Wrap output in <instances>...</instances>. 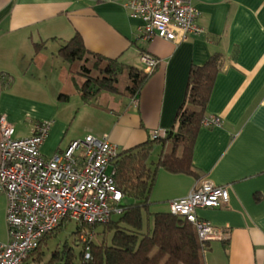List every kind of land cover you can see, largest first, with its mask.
I'll return each instance as SVG.
<instances>
[{
    "label": "crops",
    "instance_id": "1",
    "mask_svg": "<svg viewBox=\"0 0 264 264\" xmlns=\"http://www.w3.org/2000/svg\"><path fill=\"white\" fill-rule=\"evenodd\" d=\"M126 1L0 0V74L12 80L0 84V116L13 125L15 139L30 138L37 124L48 123L45 158L86 136H107L120 154L147 142L153 131L164 137L175 125L191 66L220 56L205 117H218L221 125L197 134V177L157 171L149 211L168 212V202L202 181L226 186L227 204L196 212L219 233L207 245L204 264H264V0H191L203 34L181 43L141 40L142 22L129 15ZM75 35L87 51L145 74L142 52L159 64L136 96L125 91L122 76L117 94L100 93L85 104L76 87L83 80L57 55ZM61 103L83 104L76 132ZM157 145L159 155L172 148ZM5 210L0 193V243L7 241Z\"/></svg>",
    "mask_w": 264,
    "mask_h": 264
},
{
    "label": "built area",
    "instance_id": "2",
    "mask_svg": "<svg viewBox=\"0 0 264 264\" xmlns=\"http://www.w3.org/2000/svg\"><path fill=\"white\" fill-rule=\"evenodd\" d=\"M124 8L141 20L138 32L143 41L160 38L181 43L203 34L191 0H127ZM140 59L147 74L159 64L145 52ZM220 125L221 119L214 116L205 117L202 123L204 128ZM49 129L48 123L37 124L30 138L15 139L13 125L0 116V193L6 198L7 233V241L0 243V264H22L62 221L104 224L122 212L123 196L109 171L119 154L117 147L107 136H86L45 158L41 146ZM161 135V131H153L150 140ZM228 201V187L202 181L167 207L170 215L184 218L194 227L204 245L218 239L219 233L196 212L221 208ZM90 258L86 247L83 264Z\"/></svg>",
    "mask_w": 264,
    "mask_h": 264
},
{
    "label": "trees",
    "instance_id": "3",
    "mask_svg": "<svg viewBox=\"0 0 264 264\" xmlns=\"http://www.w3.org/2000/svg\"><path fill=\"white\" fill-rule=\"evenodd\" d=\"M42 48L43 44L35 46L37 52ZM57 55L83 80L76 87L85 104H91L89 102L100 93L117 94L122 76L128 81L125 91L136 96L151 75L87 51L78 35L66 42ZM220 67L221 57L218 55L212 56L201 67L191 66L185 98L177 111L174 127L164 137L149 139L118 154L112 161L109 171L123 196L122 212L115 216L116 220L112 219L113 216L104 224L74 223V242L81 246L78 256L65 246L62 250L56 249L49 260L44 261L42 250L47 247L48 240L70 223L62 221L22 264H83L86 247H89L91 258L84 264H204L203 254L209 242L202 245L194 227L184 218L159 212L152 214L150 232L143 233L142 226L143 214L149 213L150 193L159 169L197 177L192 165V152ZM0 77L3 87L11 84V77L5 74H0ZM159 143H170L171 151L162 152L157 162L151 163L153 147ZM125 200L133 202L124 203ZM106 234H111L109 244L106 243ZM94 235L102 236L99 243L92 240ZM82 236L86 238L81 244Z\"/></svg>",
    "mask_w": 264,
    "mask_h": 264
},
{
    "label": "rangeland",
    "instance_id": "4",
    "mask_svg": "<svg viewBox=\"0 0 264 264\" xmlns=\"http://www.w3.org/2000/svg\"><path fill=\"white\" fill-rule=\"evenodd\" d=\"M123 81H121L120 89H123ZM62 106L68 111V116L71 121H74L73 125V131L76 132V125L80 119L81 114L84 111L83 104L82 103H61ZM78 131V130H77ZM160 145H157L152 152L150 162L155 163L157 161L159 152H160ZM170 152V150H169ZM133 202L132 200H125L124 203H130ZM153 211L150 210L149 213L143 214V226H142V232L148 233L152 230L153 227V217H152ZM113 220H116V217L114 216L112 218ZM75 224L73 222H70L66 224L59 232L56 233L55 236L50 238L47 242V247H44L42 250V253L44 255V261H48L50 258V255L52 252H54L56 249L62 250L65 246L71 250H73L74 254L78 256L81 246L74 242V237L72 233L75 231ZM101 231V228L98 229V232ZM91 237V236H90ZM102 236L94 235L92 236V240L95 243L100 242V238ZM85 236L81 237V244L85 240ZM111 234H106V243H110ZM28 259V258H27ZM28 262V261H27ZM75 263L78 262V260H74Z\"/></svg>",
    "mask_w": 264,
    "mask_h": 264
}]
</instances>
